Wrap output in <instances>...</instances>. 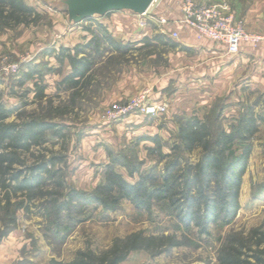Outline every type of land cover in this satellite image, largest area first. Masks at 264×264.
<instances>
[{"label":"rangeland","instance_id":"obj_1","mask_svg":"<svg viewBox=\"0 0 264 264\" xmlns=\"http://www.w3.org/2000/svg\"><path fill=\"white\" fill-rule=\"evenodd\" d=\"M38 1L43 15L38 24L8 27L0 20V62L19 66L15 73H0V95L8 107L15 109L8 121L39 118L56 125V132L47 131L46 142L34 146L33 153L22 154L24 164L18 166L23 171L42 154V161L48 163L55 176L47 178L31 199L22 192L11 191L10 213L0 211V264H68L80 252L102 254L115 243L125 244L138 234L144 241L122 264H218L221 248L230 234L247 235L254 229H264V89L246 82L225 88L222 83L210 85L204 91V105L189 106V111H167L129 125L124 121L109 124L104 117L111 103L109 96L126 72L158 71L168 63V49L147 43L146 36L141 46L114 38L124 44L122 52L104 51L97 57L93 76L83 88L61 89L59 83L68 66L48 50H59L70 27L75 26L74 19L67 29L59 28L62 23L59 24L58 13L65 3ZM196 1L235 5V0ZM163 2L158 0L151 12ZM127 13L131 16L119 23L138 27L139 34L153 25L134 12ZM123 14L115 12L113 17L122 19ZM115 20L109 25L117 26ZM97 23L100 20H83L77 26L98 29ZM155 36L166 38L159 33ZM30 66L38 72L24 81ZM37 82L44 86L43 99L36 96ZM144 89L152 88L140 91ZM243 114L261 120L259 131L246 142L251 143L252 153L240 188V210L230 224L213 223L209 232H202L195 223L186 226L178 216L181 210L168 200L153 202L149 210L128 200L115 210L73 202L71 212H64L61 226L55 222L56 201L68 200L72 190L93 191L105 179V167L113 158L122 161L116 169L129 182L147 177L150 186L163 185V173L169 165L178 161L176 172L181 173L188 163L195 165L204 154L202 144L190 149L180 141L179 128L185 118L198 116L216 134L222 129L231 131ZM244 144L239 140L236 145ZM217 186L218 180L213 178L208 189L211 196ZM5 196V192L0 196L3 203ZM172 242L177 244L173 246Z\"/></svg>","mask_w":264,"mask_h":264},{"label":"trees","instance_id":"obj_2","mask_svg":"<svg viewBox=\"0 0 264 264\" xmlns=\"http://www.w3.org/2000/svg\"><path fill=\"white\" fill-rule=\"evenodd\" d=\"M42 18V13L25 0H0V20L5 26L36 25ZM97 26L99 32H94L86 44H78L74 48L61 46L58 51L48 50L60 62L68 59L72 65V72L59 83L61 89L76 91L83 88L93 76L96 58L107 48H122L103 24L97 23ZM168 42L176 45L170 40ZM37 72L30 66L24 81L35 77ZM36 85V96L43 99L46 96L44 86L38 82ZM14 113L15 109L8 107L0 95V196L6 193L5 203L0 197V211L6 214L11 211L12 190L31 199L43 188L47 178L55 176L48 169V163L42 161V154L37 156L38 161L34 165L27 166L25 170L20 171L18 166L24 164L22 154L33 153L34 146L46 142L47 131H55L56 125L39 118L8 121ZM260 120L255 115L243 114L231 131L222 129L212 134L201 118L189 116L180 124L179 138L190 149L203 145L204 154L199 162L195 165L188 163L184 172L177 173L179 162L176 161L163 173V185L150 186L147 177L135 183L126 180L116 169L122 161L115 157L105 167V179L93 191L72 190L68 200L56 201L55 222L61 226L64 212H71L73 202L115 210L122 201L128 200L138 208L149 210L153 202L168 200L181 210L178 216L186 226L195 223L202 232H209L213 223L230 224L240 210V188L252 153L251 143L246 142L259 131ZM239 140L245 144L236 145ZM213 178L218 180V186L211 196L208 189ZM142 241L144 239L139 234L134 235L130 242H117L102 254L80 252L68 264H122ZM176 244L171 243L173 246ZM218 264H264V229H254L247 235L230 234L221 248Z\"/></svg>","mask_w":264,"mask_h":264},{"label":"crops","instance_id":"obj_3","mask_svg":"<svg viewBox=\"0 0 264 264\" xmlns=\"http://www.w3.org/2000/svg\"><path fill=\"white\" fill-rule=\"evenodd\" d=\"M25 1L41 13L38 0ZM62 1L65 3V8L58 13L59 24L62 23L59 28L66 26L64 29H67L68 25L71 26L70 21L73 20L69 12L68 3L70 0ZM163 1L162 5H158L159 7L157 6L152 13L158 16H165L174 21L171 27L165 28V33L159 31L154 25H149L145 27L144 32L139 34L140 29L137 30L138 27L128 28L124 24L119 23L130 15V13H127L132 12L130 10H119L125 14L122 15V19L113 17L115 12L119 11H112L106 15H95L85 20L91 23L100 20L107 32L113 38H121L124 44L131 41L136 43L134 46H141L146 41L153 45H163L168 49L166 53L168 63L158 71L154 69L149 72L139 73L132 69L126 72L119 87L113 90L109 96V99H111L110 105L115 101L137 94L145 87H150L153 89L151 94L153 100L167 103L168 111L177 113L179 110L189 111V106L199 107L204 105L207 95L204 94V91L210 85L220 86L222 83L225 88L235 83L246 82L256 88L264 89V42L256 46L245 42L242 44L240 53L232 55L228 53L226 45L207 38L199 39L194 29L181 22L183 0ZM230 4L240 18L244 20L249 31L264 33V0H250L249 2L235 0V5ZM151 8H149L150 12ZM115 18H117L115 20L117 26L113 27L109 24ZM73 22L75 26L70 27L66 37H64L65 42L60 43V47L74 48L78 44H86L93 38L94 32H99L98 29L93 27H85L84 29L82 26H77L82 21L74 19ZM173 31L179 34L176 39L171 38L169 35ZM155 33L162 34L166 38L157 37ZM144 36H146V39L142 41ZM169 40L176 45L172 46L171 42H168ZM124 44L120 50L107 48L105 52H122L125 49ZM56 48L54 49L56 50ZM64 63L68 66L65 77L73 69L68 59ZM154 117L156 116L132 115L123 120V123H127V125L135 124L144 119Z\"/></svg>","mask_w":264,"mask_h":264},{"label":"built area","instance_id":"obj_4","mask_svg":"<svg viewBox=\"0 0 264 264\" xmlns=\"http://www.w3.org/2000/svg\"><path fill=\"white\" fill-rule=\"evenodd\" d=\"M158 0H154L153 6ZM157 27L162 33L165 28L171 27L174 21L165 16H158L149 10L140 15ZM181 22L195 30L199 39H210L226 45L228 53L235 55L240 53L243 43L258 45L264 42V33L249 31L245 22L228 2L201 3L196 0H183ZM170 37L176 39L179 34L171 32ZM17 64L2 60L0 73H15ZM152 89H144L129 98L115 101L106 108L104 117L110 123L123 121L132 115L152 117L165 114L168 104L156 102L151 98Z\"/></svg>","mask_w":264,"mask_h":264},{"label":"water","instance_id":"obj_5","mask_svg":"<svg viewBox=\"0 0 264 264\" xmlns=\"http://www.w3.org/2000/svg\"><path fill=\"white\" fill-rule=\"evenodd\" d=\"M154 0H70L72 19L83 21L95 15H106L112 11L130 10L142 15L149 10Z\"/></svg>","mask_w":264,"mask_h":264}]
</instances>
